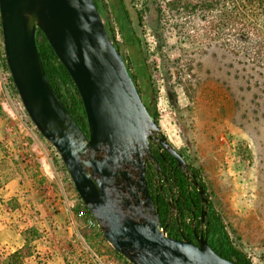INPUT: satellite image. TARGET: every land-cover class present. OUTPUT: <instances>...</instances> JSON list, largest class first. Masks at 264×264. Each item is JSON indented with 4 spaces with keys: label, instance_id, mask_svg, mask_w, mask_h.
<instances>
[{
    "label": "rangeland",
    "instance_id": "1",
    "mask_svg": "<svg viewBox=\"0 0 264 264\" xmlns=\"http://www.w3.org/2000/svg\"><path fill=\"white\" fill-rule=\"evenodd\" d=\"M171 1L105 0V15L162 133L199 171L233 242L264 264V88L255 85L262 75L221 48L212 17L169 12ZM18 108L1 98L0 252L20 249L36 230L39 239H29L38 257L29 264H132L84 219L54 147Z\"/></svg>",
    "mask_w": 264,
    "mask_h": 264
},
{
    "label": "water",
    "instance_id": "2",
    "mask_svg": "<svg viewBox=\"0 0 264 264\" xmlns=\"http://www.w3.org/2000/svg\"><path fill=\"white\" fill-rule=\"evenodd\" d=\"M3 49L20 103L60 155L104 237L132 264H237L168 234L148 191L151 141L186 164L144 103L95 0H0ZM41 30L85 108L86 134L51 84L37 45ZM161 135V137H158ZM160 170V169H158ZM206 203L202 185L196 183ZM205 215V214H204Z\"/></svg>",
    "mask_w": 264,
    "mask_h": 264
},
{
    "label": "trees",
    "instance_id": "3",
    "mask_svg": "<svg viewBox=\"0 0 264 264\" xmlns=\"http://www.w3.org/2000/svg\"><path fill=\"white\" fill-rule=\"evenodd\" d=\"M95 1L105 22L106 29L111 34L112 30L110 29L111 27L107 22L105 15V0ZM121 7L122 10H120L121 14H119L118 19L121 29L127 30L129 21L123 14L128 15V12L123 2L121 3ZM181 9L186 10L190 14L197 12L200 13L201 20H208L212 17L215 23L213 31L215 32V35H217V38L221 41V48L229 55L231 54L235 58L242 60L243 66L246 70H250L256 74H261L262 78L260 80H256L255 85L257 87L264 88V0H172L168 3L169 12L179 13ZM157 14L161 17L165 13L162 8L159 7L157 9ZM36 40L42 58L41 60L43 61L47 76L53 85L55 92H57L67 110L76 120L78 123L77 125H79L81 129L88 134V122L83 101L70 74L58 60L57 55L41 30L37 31ZM4 58L5 54L0 22V66L2 70L8 74L9 69L6 59ZM124 60L132 78L134 79L139 94H141L142 99L158 120L157 112L151 107L150 103L142 94L140 85L137 82V77L132 74L125 57ZM8 85L13 99L20 104L16 88L10 76L8 77ZM53 151L55 154V162L60 165V169L68 175V171L58 152L55 150ZM68 177L73 183L69 175ZM82 207L83 213L85 214L84 219L88 220L93 218L92 214L84 204ZM159 210L161 222L165 225L164 223H166L167 220L168 208L163 199L160 201ZM180 224L183 234L189 238L192 237L193 230L191 227V221L188 222L183 220ZM205 225L208 243L218 255L237 264H253L252 259L243 251V249L238 247L233 242L229 232L227 231L223 217L217 212L212 203L210 205L207 224ZM197 231H200L199 226H197ZM37 233L38 232L36 230L28 231L29 236L24 235V246L15 252H0V264H29L31 258L38 257V254L36 253L37 250L31 242L32 239H29L30 236L33 237V241L39 239ZM168 234L172 238H180L181 236L180 230L176 224L168 227ZM102 235L104 234L102 233ZM116 253L118 252L116 251ZM120 256L121 258H124L122 255Z\"/></svg>",
    "mask_w": 264,
    "mask_h": 264
},
{
    "label": "flooded vegetation",
    "instance_id": "4",
    "mask_svg": "<svg viewBox=\"0 0 264 264\" xmlns=\"http://www.w3.org/2000/svg\"><path fill=\"white\" fill-rule=\"evenodd\" d=\"M110 35L113 36L112 33ZM116 45L120 50L117 43ZM146 106L148 107L147 104ZM151 113L153 114L152 111ZM158 137H161V135H158ZM151 150L158 164L153 161H149L147 164L146 177L149 188L148 191L153 199L158 202V208L161 199L166 202L168 212L167 220L164 224L168 225V227L176 224L180 230V238L183 234L180 223H182L183 220L188 222L191 221L193 236L189 238L183 235L197 245L198 241L196 234L198 237H207L205 224H207L210 205L212 203L207 186L197 168L191 164L181 152L179 153L186 162L183 167H180L178 160L164 151L159 143L151 141ZM196 183L204 187L208 202H202L203 200L199 192V187ZM197 226H199V232L197 231Z\"/></svg>",
    "mask_w": 264,
    "mask_h": 264
},
{
    "label": "built area",
    "instance_id": "5",
    "mask_svg": "<svg viewBox=\"0 0 264 264\" xmlns=\"http://www.w3.org/2000/svg\"><path fill=\"white\" fill-rule=\"evenodd\" d=\"M10 76V73H5L1 66H0V100L1 98L4 97V99H6V101H8V105H12L15 108L19 109V104L13 99L10 91H9V85H8V77ZM11 77V76H10ZM61 183V180H60ZM96 220L94 218H90L89 221H87L89 223L90 226H98L97 222H95Z\"/></svg>",
    "mask_w": 264,
    "mask_h": 264
},
{
    "label": "crops",
    "instance_id": "6",
    "mask_svg": "<svg viewBox=\"0 0 264 264\" xmlns=\"http://www.w3.org/2000/svg\"><path fill=\"white\" fill-rule=\"evenodd\" d=\"M44 168H46V174H47V176L49 177V179H52V178H53V174H52V172H51L49 166H45ZM16 182H17V180L14 179V180L11 181L10 183H8V187H7V188H8V189H9V188L14 189L13 187L16 186ZM22 246H23V244L20 245L19 248H21Z\"/></svg>",
    "mask_w": 264,
    "mask_h": 264
}]
</instances>
